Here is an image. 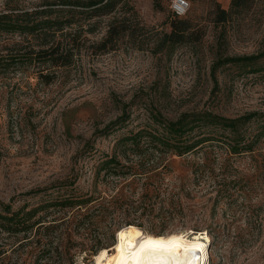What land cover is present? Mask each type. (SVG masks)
<instances>
[{
    "label": "rangeland",
    "instance_id": "obj_1",
    "mask_svg": "<svg viewBox=\"0 0 264 264\" xmlns=\"http://www.w3.org/2000/svg\"><path fill=\"white\" fill-rule=\"evenodd\" d=\"M65 1L0 0V15L54 11ZM187 3L196 41L154 52L156 34L169 31L172 0H122L108 16L72 24L66 40L77 36V55L49 70L51 84L36 78L38 64L0 70V213L1 204L34 209L30 222H43L26 235L1 232L0 264H95L128 226L150 235L204 231L206 264H264V0H245L223 23L217 8L229 10L231 0ZM112 18L136 21L149 40L139 49L124 37L97 51ZM20 39L0 31V58ZM251 55L260 57L252 66L223 64ZM199 112L255 115L242 129L248 141L261 133L253 152L230 156L211 142L196 154L165 157L166 173L148 184L98 171L113 155L122 165L140 164L144 146L135 153L117 143L148 128L151 115ZM72 195L94 199L100 211L81 222L76 205L62 201Z\"/></svg>",
    "mask_w": 264,
    "mask_h": 264
},
{
    "label": "trees",
    "instance_id": "obj_2",
    "mask_svg": "<svg viewBox=\"0 0 264 264\" xmlns=\"http://www.w3.org/2000/svg\"><path fill=\"white\" fill-rule=\"evenodd\" d=\"M122 0H67L62 8L47 11L19 12L0 15V31L5 33H17L21 36L15 52H10L0 59V70L6 72L9 67L19 70L23 66L38 64V76L36 77L43 85L51 84L55 78L51 68H64L73 64L77 55L78 46L75 44L76 37L66 40L68 29L77 23L82 17L86 19L108 16L115 10V6ZM245 0H231L229 10L217 8L216 22L223 23L232 9L243 7ZM52 15H54L52 17ZM95 23H88L87 30L92 31ZM169 31H161L156 34L154 40V52H159L172 45H180L188 41H196L190 15L177 17L172 13L167 21ZM144 28L136 21L122 18L109 19L106 31L100 41L94 44L97 51L107 49V46L120 38H126L139 49L149 38L143 33ZM260 57L258 55L228 58L223 64L242 63L243 67L252 66ZM255 115L246 114L237 118H226L211 112L185 113L175 120H168L161 115H151V125L148 128L131 132L123 137L117 144H128L130 150L145 147L146 155L136 165H122L115 155L106 157L98 171L105 175L115 176L118 179L127 175L132 179L145 177L148 184L153 178L166 173L167 163L165 157H185L196 154L211 142H218L226 146L227 154L239 156L244 153H252V146L259 138L248 141L243 135V127L249 123ZM124 121L117 120L111 126ZM107 130V129H106ZM264 132V129H263ZM215 133L216 135H212ZM158 154L159 158H155ZM147 164L144 166L143 162ZM121 182V181H120ZM122 183V182H121ZM146 188V193H148ZM65 205H76L78 215L83 222L94 210L100 211L99 206H91L94 199L84 197H66L62 200ZM4 213H0V233L7 235H26L31 227L43 226L41 221L30 222L36 210L11 211V205L1 204ZM211 238L214 237L211 235ZM93 247L89 251L92 250ZM0 259L6 256V251H1ZM3 256V257H2Z\"/></svg>",
    "mask_w": 264,
    "mask_h": 264
},
{
    "label": "bare ground",
    "instance_id": "obj_3",
    "mask_svg": "<svg viewBox=\"0 0 264 264\" xmlns=\"http://www.w3.org/2000/svg\"><path fill=\"white\" fill-rule=\"evenodd\" d=\"M121 231L129 233V238L134 240L137 247L129 250L125 245L123 254L126 258L121 259V254L117 251L116 246L118 243H124V241L117 234L115 244L108 249H102L95 256V264H206L210 238L204 231L150 235L133 226L125 227L118 233ZM136 232L141 233V235L136 237ZM171 237H183L181 241L182 246L179 250L149 249L141 253L139 259L132 258V252L138 251L140 242L152 239L153 241L160 240L162 243H168ZM109 252H112L111 258H109Z\"/></svg>",
    "mask_w": 264,
    "mask_h": 264
},
{
    "label": "snow or ice",
    "instance_id": "obj_4",
    "mask_svg": "<svg viewBox=\"0 0 264 264\" xmlns=\"http://www.w3.org/2000/svg\"><path fill=\"white\" fill-rule=\"evenodd\" d=\"M136 237H139L141 233L136 232L135 233ZM118 236L124 241V243H118L116 248L117 251L120 252L121 254V259H125L124 257V247L125 245L129 250L136 248L137 245L135 244L134 240L129 238L130 234L126 233L125 231H121L118 233ZM183 237H171L169 238L168 243H162L160 240L153 241L152 239L144 240L140 242L138 246V251L132 252V258L134 259H139L140 254L149 250V249H156V248H163L165 250H179L181 248V241Z\"/></svg>",
    "mask_w": 264,
    "mask_h": 264
},
{
    "label": "built area",
    "instance_id": "obj_5",
    "mask_svg": "<svg viewBox=\"0 0 264 264\" xmlns=\"http://www.w3.org/2000/svg\"><path fill=\"white\" fill-rule=\"evenodd\" d=\"M188 9L187 0H172L171 10L177 17H182L186 14Z\"/></svg>",
    "mask_w": 264,
    "mask_h": 264
}]
</instances>
